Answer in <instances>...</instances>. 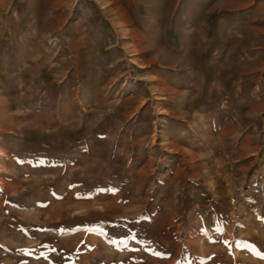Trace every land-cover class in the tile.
<instances>
[{
  "label": "rangeland",
  "instance_id": "obj_1",
  "mask_svg": "<svg viewBox=\"0 0 264 264\" xmlns=\"http://www.w3.org/2000/svg\"><path fill=\"white\" fill-rule=\"evenodd\" d=\"M0 264H264V0H0Z\"/></svg>",
  "mask_w": 264,
  "mask_h": 264
}]
</instances>
